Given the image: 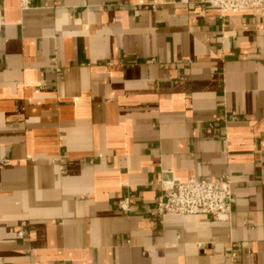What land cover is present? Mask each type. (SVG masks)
<instances>
[{
	"label": "crops",
	"instance_id": "obj_1",
	"mask_svg": "<svg viewBox=\"0 0 264 264\" xmlns=\"http://www.w3.org/2000/svg\"><path fill=\"white\" fill-rule=\"evenodd\" d=\"M4 10L1 264H264V14L205 0ZM226 173L230 221L153 213L175 180Z\"/></svg>",
	"mask_w": 264,
	"mask_h": 264
},
{
	"label": "built area",
	"instance_id": "obj_2",
	"mask_svg": "<svg viewBox=\"0 0 264 264\" xmlns=\"http://www.w3.org/2000/svg\"><path fill=\"white\" fill-rule=\"evenodd\" d=\"M220 9L223 15L236 11L256 10L264 14V0H205ZM31 6V0H21L22 9ZM6 25L4 0H0V50L2 46V29ZM61 171L64 167L60 166ZM135 195L124 194L118 200L119 208L124 212H134ZM232 177L229 173L215 178L189 177L177 179L155 199L153 213L163 218L167 215H210L215 220L230 221L233 212ZM25 230H19V238L26 237ZM130 242V241H129ZM0 258V264L2 263Z\"/></svg>",
	"mask_w": 264,
	"mask_h": 264
}]
</instances>
